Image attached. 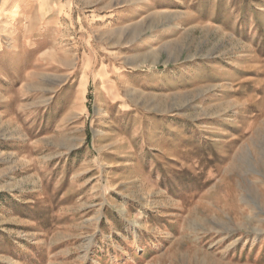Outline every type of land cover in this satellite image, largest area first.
<instances>
[{
    "label": "rangeland",
    "instance_id": "obj_1",
    "mask_svg": "<svg viewBox=\"0 0 264 264\" xmlns=\"http://www.w3.org/2000/svg\"><path fill=\"white\" fill-rule=\"evenodd\" d=\"M0 264H264V0H0Z\"/></svg>",
    "mask_w": 264,
    "mask_h": 264
},
{
    "label": "bare ground",
    "instance_id": "obj_2",
    "mask_svg": "<svg viewBox=\"0 0 264 264\" xmlns=\"http://www.w3.org/2000/svg\"><path fill=\"white\" fill-rule=\"evenodd\" d=\"M139 26H140V25H138L137 22H135V21H131V22H129L127 28L124 29V30H130V31L135 32V31H137V29L139 28ZM123 33H124V32H123ZM139 35H140V34H139ZM128 41H129V40H128ZM133 41H134V40H133ZM14 49H15V48H14Z\"/></svg>",
    "mask_w": 264,
    "mask_h": 264
}]
</instances>
